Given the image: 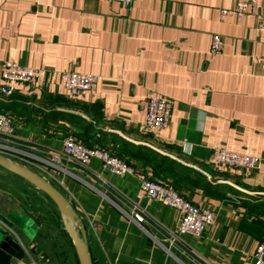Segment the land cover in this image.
Instances as JSON below:
<instances>
[{"label":"crops","instance_id":"crops-1","mask_svg":"<svg viewBox=\"0 0 264 264\" xmlns=\"http://www.w3.org/2000/svg\"><path fill=\"white\" fill-rule=\"evenodd\" d=\"M236 1L140 0L126 8L97 0H0V86L5 62L46 76L33 86L17 84L11 97L0 95V112L13 120L16 142L59 155L64 139L81 142L71 134L75 129L45 118L53 111L75 114L97 131L196 170L212 188L188 194L215 215L198 239L178 235L179 213L157 202L137 204L145 214L137 225L131 207L140 181L113 176L97 160L75 176L43 177L77 212L93 264H253L264 243V216L247 214L248 199L229 190L264 198V20L223 16ZM259 3L263 17L264 0ZM218 35L219 56L210 53ZM67 71L96 76L97 88L70 98L60 83ZM152 94L173 107L169 129L158 137L144 126ZM60 99L67 104H57ZM221 148L261 158L263 165L255 172L218 168L212 154ZM89 182L129 212L106 203ZM19 210L13 216L35 231L38 226Z\"/></svg>","mask_w":264,"mask_h":264},{"label":"built area","instance_id":"built-area-1","mask_svg":"<svg viewBox=\"0 0 264 264\" xmlns=\"http://www.w3.org/2000/svg\"><path fill=\"white\" fill-rule=\"evenodd\" d=\"M105 3H120L122 6L129 8L133 3L140 0H97ZM149 1V0H146ZM166 2V0H156ZM259 0H238L233 10L223 11L222 15L226 17H236L238 19L244 16H254L262 18L259 15ZM264 32V27H263ZM210 48L212 55H217L222 52V38L220 36H213ZM2 84L0 86V95L4 97H11L15 92L17 84L26 86H33L45 79V72L39 69H30L19 64L5 62L2 65ZM60 83L64 91L70 98H78L84 93L93 92L97 88L98 78L92 75H81L75 72L62 73L60 76ZM44 88V84H41ZM172 103L170 100L152 94L148 99V111L144 126L146 131L155 134L158 137L161 133L169 129V121L172 113ZM15 127L13 120L0 113V156L9 160L20 159V157H32L31 152L35 151L29 146L20 144L15 141ZM62 151L59 155H50L53 160L52 163L46 165L57 167L58 164L64 168L63 172L71 175L69 168L74 171L85 172L88 170L94 160L101 163L102 169L109 174L116 177H134L140 181V191L136 196L135 202L131 207L134 213V221L136 224L143 223L145 219L144 210L137 205L141 201L149 203H160L161 205L175 209L179 215L178 235L192 236L194 238H202L206 231L214 225L215 215L207 210L194 205L189 200L183 198L173 188H169L164 184L153 181L151 176L140 169H134L127 162L116 159L109 155L106 151H101L96 148H89L81 143H77L72 138L64 139L62 141ZM213 163L218 168H225L233 171H247L255 172L263 165V160L258 157H252L243 154H236L229 152L223 148L213 151ZM15 162V161H14ZM0 225L13 237V239L24 248L19 236L3 221ZM3 228V229H4ZM253 264H264V243L257 246L253 255Z\"/></svg>","mask_w":264,"mask_h":264},{"label":"rangeland","instance_id":"rangeland-1","mask_svg":"<svg viewBox=\"0 0 264 264\" xmlns=\"http://www.w3.org/2000/svg\"><path fill=\"white\" fill-rule=\"evenodd\" d=\"M31 154L32 157H20V159H13L12 161L25 166L33 173L38 174L42 178L45 177L49 181L51 179L48 178V175L52 172H56V175L70 176L63 172L64 168L60 164L57 167L46 165L47 163L45 162L52 163L53 161L48 153L35 150ZM69 171L72 176L76 175V171L73 169L69 168ZM82 184L85 185L84 183ZM87 185L91 191L99 195L106 203L111 204L123 213L129 212L122 203L117 201L112 193L108 191L107 193L106 190L102 191L96 185L90 184V182ZM19 203L40 225L38 228L35 227V231H32V229L27 228L28 220H25L22 225L27 230L28 235L23 229H18L13 224L14 221L23 223L13 216L20 209L18 207ZM0 221H3L15 231L27 250L25 258L20 263L14 262V264H79L74 245L69 240L65 228H63L60 214L51 200L37 188L32 187L21 178H17L2 168H0ZM78 227L80 226L78 225ZM3 228L0 225V229ZM27 237H32L33 239L27 240Z\"/></svg>","mask_w":264,"mask_h":264},{"label":"trees","instance_id":"trees-1","mask_svg":"<svg viewBox=\"0 0 264 264\" xmlns=\"http://www.w3.org/2000/svg\"><path fill=\"white\" fill-rule=\"evenodd\" d=\"M56 103L67 104L62 99ZM45 120L58 124L59 127L66 131L71 128L75 129L74 132L71 131V134L84 146L86 145L89 148L96 146L99 150L106 151L112 157L127 162L134 169L140 168L148 172L152 176L151 179L153 181L155 180L169 188H173L187 201H190L188 194L194 189H201L206 192L212 189L207 177L196 170L186 167L172 158L165 157L147 146L135 145L116 134L97 131L95 125L79 115L53 111ZM229 192L245 198L244 200L248 199L243 202L247 214L254 217L264 216V198L254 199L232 190H229Z\"/></svg>","mask_w":264,"mask_h":264},{"label":"water","instance_id":"water-1","mask_svg":"<svg viewBox=\"0 0 264 264\" xmlns=\"http://www.w3.org/2000/svg\"><path fill=\"white\" fill-rule=\"evenodd\" d=\"M0 168L13 174L17 178H21L32 187L37 188L51 200L60 214L63 228H65L69 240L72 245H74L79 264H93L89 253V247L86 242L85 231L78 227L80 224L78 214L74 211L73 206L66 197L44 178L33 173L25 166L20 165L19 163L17 164L3 156H0ZM18 207L36 226H40L38 221L27 212L21 203L18 204ZM14 222L18 229H23L28 235L27 230L20 222ZM28 238L33 239L34 236L33 238ZM25 256L26 251L24 248L20 246L5 229H0V264H14V262L20 263Z\"/></svg>","mask_w":264,"mask_h":264}]
</instances>
